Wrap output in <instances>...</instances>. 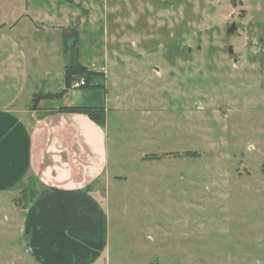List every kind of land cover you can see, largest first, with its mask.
I'll use <instances>...</instances> for the list:
<instances>
[{
	"label": "rangeland",
	"instance_id": "obj_1",
	"mask_svg": "<svg viewBox=\"0 0 264 264\" xmlns=\"http://www.w3.org/2000/svg\"><path fill=\"white\" fill-rule=\"evenodd\" d=\"M54 1L111 96L101 264H264V0ZM1 201L0 264H28Z\"/></svg>",
	"mask_w": 264,
	"mask_h": 264
},
{
	"label": "crops",
	"instance_id": "obj_2",
	"mask_svg": "<svg viewBox=\"0 0 264 264\" xmlns=\"http://www.w3.org/2000/svg\"><path fill=\"white\" fill-rule=\"evenodd\" d=\"M73 18L59 16L54 0H0V200L8 199L21 226L28 264H101L109 244L110 215L95 189L109 166L107 129L84 112L58 110H108L101 53L89 60L80 48V62L99 72L93 87L68 89L32 108L33 94L65 89L71 56L62 31ZM26 188L39 193L17 207L14 199ZM10 213L5 225L14 223Z\"/></svg>",
	"mask_w": 264,
	"mask_h": 264
},
{
	"label": "trees",
	"instance_id": "obj_3",
	"mask_svg": "<svg viewBox=\"0 0 264 264\" xmlns=\"http://www.w3.org/2000/svg\"><path fill=\"white\" fill-rule=\"evenodd\" d=\"M63 47L66 53H70V63L65 68V89L57 94H43L35 93L32 97V108L38 107L39 101L45 98H61L68 89L79 82L82 78L85 79V85L82 88L93 87L91 85L92 77L99 74L94 70H89L79 60L80 53V34L78 28L74 27L62 31ZM72 39V42L69 41ZM59 111L62 112H84L89 115L94 121L100 125L104 124L106 118V109L101 106H61ZM104 126V125H103ZM39 192L33 189H23L21 195L14 199L17 207L25 208L27 204L32 201Z\"/></svg>",
	"mask_w": 264,
	"mask_h": 264
},
{
	"label": "built area",
	"instance_id": "obj_4",
	"mask_svg": "<svg viewBox=\"0 0 264 264\" xmlns=\"http://www.w3.org/2000/svg\"><path fill=\"white\" fill-rule=\"evenodd\" d=\"M84 85H85V79L82 78L79 82H76V83L72 86V88H78V87H82V86H84Z\"/></svg>",
	"mask_w": 264,
	"mask_h": 264
}]
</instances>
